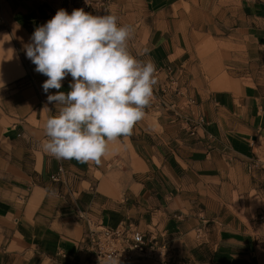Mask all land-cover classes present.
<instances>
[{
  "label": "crops",
  "instance_id": "0c3cea01",
  "mask_svg": "<svg viewBox=\"0 0 264 264\" xmlns=\"http://www.w3.org/2000/svg\"><path fill=\"white\" fill-rule=\"evenodd\" d=\"M82 1L0 0V264H93L79 214L169 241L172 264H264V0H93L157 70L144 118L100 165L43 151L56 90L25 50Z\"/></svg>",
  "mask_w": 264,
  "mask_h": 264
},
{
  "label": "clouds",
  "instance_id": "9594fccd",
  "mask_svg": "<svg viewBox=\"0 0 264 264\" xmlns=\"http://www.w3.org/2000/svg\"><path fill=\"white\" fill-rule=\"evenodd\" d=\"M118 21L111 13L60 9L25 45L35 71L47 77L43 91L56 90L47 96L57 114L46 120L42 149L58 160L100 165L108 142L131 135L150 106L156 66L131 54L133 27ZM69 75L70 91H59ZM114 253L104 264H120Z\"/></svg>",
  "mask_w": 264,
  "mask_h": 264
},
{
  "label": "built area",
  "instance_id": "2783aa9c",
  "mask_svg": "<svg viewBox=\"0 0 264 264\" xmlns=\"http://www.w3.org/2000/svg\"><path fill=\"white\" fill-rule=\"evenodd\" d=\"M93 5V0H87V3L83 0L81 5L65 10L71 14L74 9L83 8L85 12L90 13L94 9ZM78 216L87 224L86 236L91 243L93 264H104V258L112 252L119 254L120 264H127L135 255L144 254H150L162 264L174 262L175 253L169 241L159 244L157 239L152 236L147 237L133 222L112 228L104 225L100 220L81 214ZM160 255H162L161 258Z\"/></svg>",
  "mask_w": 264,
  "mask_h": 264
},
{
  "label": "rangeland",
  "instance_id": "374dc122",
  "mask_svg": "<svg viewBox=\"0 0 264 264\" xmlns=\"http://www.w3.org/2000/svg\"><path fill=\"white\" fill-rule=\"evenodd\" d=\"M256 63H258V62L256 61ZM242 67H243L242 69H245V66H244V65H242ZM225 70H227V68H225ZM225 70H224V71H225ZM257 70H261V69L258 68ZM253 71H255V69H254ZM249 72L251 73L252 71H249Z\"/></svg>",
  "mask_w": 264,
  "mask_h": 264
}]
</instances>
